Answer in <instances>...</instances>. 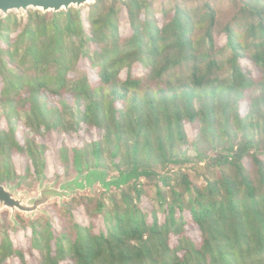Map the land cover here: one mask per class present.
Segmentation results:
<instances>
[{"label":"trees","instance_id":"obj_1","mask_svg":"<svg viewBox=\"0 0 264 264\" xmlns=\"http://www.w3.org/2000/svg\"><path fill=\"white\" fill-rule=\"evenodd\" d=\"M92 169L132 181L4 211L0 264H264V0L0 16V184Z\"/></svg>","mask_w":264,"mask_h":264},{"label":"water","instance_id":"obj_2","mask_svg":"<svg viewBox=\"0 0 264 264\" xmlns=\"http://www.w3.org/2000/svg\"><path fill=\"white\" fill-rule=\"evenodd\" d=\"M98 0H0V15L3 17L11 13H28L29 10L42 11L44 14H57L62 11L68 12L74 8H82L95 4ZM108 174L106 170L92 169L88 172L78 175L61 183L45 184L40 183L37 188V195L32 196L28 190L19 189L18 185L0 184V218L3 211L11 212V220L15 221L17 212L25 214L27 218H34L39 214L45 213L44 208L51 202L59 201L64 204L76 197L79 193L93 191L101 184L102 187L110 190L119 183H107Z\"/></svg>","mask_w":264,"mask_h":264},{"label":"rangeland","instance_id":"obj_3","mask_svg":"<svg viewBox=\"0 0 264 264\" xmlns=\"http://www.w3.org/2000/svg\"><path fill=\"white\" fill-rule=\"evenodd\" d=\"M159 1H163V0H159ZM87 8V6L86 7H84V8H82V9H86ZM74 9V8H73ZM81 9V10H82ZM29 11H34V10H29ZM40 12H42V11H40ZM43 13V12H42ZM15 14H27V13H25V12H20V13H15ZM51 14H53V13H51ZM1 16V15H0ZM224 40V39H223ZM223 40H222V42H223ZM140 72V71H139ZM138 72V73H139ZM258 95V94H257ZM107 171V174H108V178H107V183H119V184H124V183H126V182H131L132 181V177L130 176V174H126L125 176L124 175H120L119 173H117V172H113V171H110V170H106ZM69 179H72V178H68V177H66V176H55V177H53V178H51V179H47V178H41V180H39L37 183H36V185H35V187H34V189H32V190H29V189H25V190H28L29 192H30V194L32 195V196H36L38 193H37V188H38V185L40 184V183H45V184H51V183H56V185L57 186H59L61 183H63L64 181H66V180H69ZM122 186V185H121ZM19 189H23V188H20L19 187ZM112 189H116V185H114L113 186V184H112V187L110 188V190H112ZM98 190H101L102 192H104V193H107L108 192V190L106 189V188H104V187H102L101 186V184H99V185H97L95 188H94V190L93 191H88V192H85V193H79L76 197H78V196H80V195H83V194H86V195H90V196H94L95 194H96V192L98 191ZM109 190V191H110ZM75 198V197H74ZM72 200V199H71ZM53 203H58V204H60V202L59 201H54V202H51V203H49L45 208H44V210H47V208H48V206H50L51 204H53ZM60 205H63V204H60ZM147 206H151V204L150 203H147L146 204ZM4 212V211H3ZM2 212V213H3ZM6 212H7V210H6ZM2 213H1V216H2ZM8 213H9V215H11V212L10 211H8ZM18 213H20V212H17V214ZM22 216H24L25 218H27L26 216H25V214H23V213H20ZM40 215V214H39ZM39 215H37V216H39ZM36 216V217H37ZM35 218V217H34ZM29 219V218H28ZM33 219V218H32ZM0 220H1V218H0Z\"/></svg>","mask_w":264,"mask_h":264}]
</instances>
